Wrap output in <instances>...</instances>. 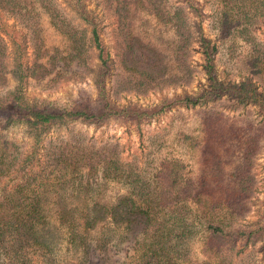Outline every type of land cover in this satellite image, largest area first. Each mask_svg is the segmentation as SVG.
I'll return each instance as SVG.
<instances>
[{
  "label": "trees",
  "instance_id": "trees-1",
  "mask_svg": "<svg viewBox=\"0 0 264 264\" xmlns=\"http://www.w3.org/2000/svg\"><path fill=\"white\" fill-rule=\"evenodd\" d=\"M216 1L218 32L222 37L238 39L247 48L242 61L246 75L237 82L218 81L212 65L215 47L200 38L207 81L205 88L193 95H174L156 106L142 108L135 104L115 106L109 97L124 91L144 94L190 81L192 69L188 59L193 33L186 11L191 8L189 0H180L175 5H168L166 0H101L116 24L114 60L117 58L119 71L113 76L109 94L104 89L109 54L102 47L94 27L87 30L73 25L57 9L54 0H0V13L32 33L31 62H22L17 55L10 68L6 45L0 37V91L8 78L15 82L11 90L0 94V118L5 125L22 124L25 134L33 141L31 151L24 154L19 146L0 134V256L18 259L23 245L32 239L31 227L37 217L39 200L35 194V199L28 197L35 182L30 173L32 167L39 165L37 147L50 130L75 121L95 124L109 119L139 125L173 107L191 109L221 98L237 105H249L264 115V45L252 35L253 27L264 21V0ZM182 3L187 5L186 8ZM40 16H44L47 25L61 37L62 49L45 48L41 44L38 36ZM136 17L144 21L150 19L170 30L171 41L166 55L141 40L134 29ZM93 50L97 51L102 68L94 81V100L76 101L60 107L26 95L28 80L40 83L50 74L49 81L59 80L61 71L72 63L87 68ZM204 132L210 140L219 143L226 141L228 136L235 137L238 142L240 161L229 174L232 189L225 197L217 190L221 189L217 186V173L210 176L200 173L192 177L186 172L182 175V164L164 158L150 167L147 177H142L136 173L141 170L120 163L114 145L102 154H93L92 150L71 157L66 153L58 154L52 164L71 172L84 169L92 174L99 170L105 179L123 181L129 186L135 198L126 195L121 203L128 206L129 214H140L144 222L143 241L132 251L134 264H150L153 259L170 256V253L171 258L186 262L184 251L177 244L190 234L185 225L189 214H193L198 222L199 251L207 258L201 263L189 264H226L236 257L234 248L239 238L250 245L259 243L264 255V211L261 224L254 229L246 231L235 225L247 211L246 202L255 191L251 164L259 149L262 132L251 127L229 131L221 124L218 114L214 120L208 119ZM39 187L40 184L35 188ZM87 225V220L82 223V227Z\"/></svg>",
  "mask_w": 264,
  "mask_h": 264
},
{
  "label": "rangeland",
  "instance_id": "rangeland-1",
  "mask_svg": "<svg viewBox=\"0 0 264 264\" xmlns=\"http://www.w3.org/2000/svg\"><path fill=\"white\" fill-rule=\"evenodd\" d=\"M166 1L168 5H175L180 0ZM189 1L191 8L186 11L193 33L188 59L192 69L190 81L184 85L156 88L144 94L124 91L110 96L111 104H135L148 108L174 95H193L203 90L207 81L200 38L215 47L212 65L218 81L237 82L246 75L242 61L247 48L238 39L222 37L218 32L217 1ZM54 3L73 25L86 27L87 30L91 27L96 29L102 47L109 54V66L104 74V89L109 94L113 76L119 71L117 58L114 60V18L101 0H54ZM182 4L186 8L187 5ZM139 18L133 19V23L141 40L166 55L171 41L170 30L150 19L144 21ZM38 30L45 48L62 49L61 37L47 25L44 16H40ZM252 35L264 45V21L253 27ZM0 37L6 45L9 68L17 55L22 62H31L30 30L0 13ZM56 65L61 66L59 62ZM101 71L97 51L93 50L90 51L87 68L72 63L61 71L59 80L49 81L52 74L40 83L28 80L25 93L28 97L45 99L60 107L76 101L94 100V81ZM14 85V80L8 78L0 94L11 90ZM216 114L220 115L221 124L229 131L251 127L262 132L259 149L251 164L255 191L246 202L244 216L235 224L246 231L258 227L264 211V115L249 105H237L221 98L191 109L173 107L139 125L109 119L95 124L75 121L50 130L37 147L39 165L32 167L30 173L35 182L33 191H28L31 195L28 197L33 199L35 194L39 200L37 217L31 227L32 239L23 245L19 253L21 257L14 260L1 255L0 264H134L132 251L143 241L144 222L140 214H129L128 206L121 203L122 197L133 195L129 186L123 181L105 179L99 170L88 174L84 169L71 172L54 166V158L58 154L66 153L67 157H71L90 150L93 154H102L114 145L120 163L141 170L136 173L142 177H147L150 167L164 158L182 164V175L186 172L192 177L200 173L209 176L217 173V186L221 188L217 190L225 197L231 192L229 174L238 165L240 154L235 137L228 136L226 141L219 143L206 136L204 128L208 119L214 120ZM0 134L19 146L24 154L31 151L33 141L25 134L22 124L5 125L0 118ZM38 184L40 187L36 189ZM211 188L215 191L213 186ZM86 220L88 225L82 227ZM185 225L190 234L177 247L184 251V259L187 257L188 260L180 263L178 259L171 258L170 253V256L153 259L150 264H189L207 260L199 251L200 231L193 214H189ZM234 251L236 257L226 264H264L259 243L250 245L239 238Z\"/></svg>",
  "mask_w": 264,
  "mask_h": 264
}]
</instances>
